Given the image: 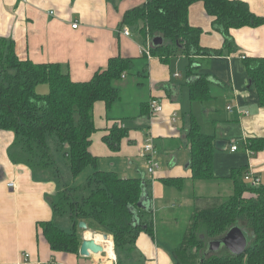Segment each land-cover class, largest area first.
Wrapping results in <instances>:
<instances>
[{"label":"crops","instance_id":"0c3cea01","mask_svg":"<svg viewBox=\"0 0 264 264\" xmlns=\"http://www.w3.org/2000/svg\"><path fill=\"white\" fill-rule=\"evenodd\" d=\"M241 1L248 3L253 13L264 17V0ZM145 2L119 0L116 6L110 0H0V40L13 41L20 60L35 64L58 63L68 70L74 82H88L105 69L112 58L142 61L140 58L149 40L134 28H122V21L127 11ZM189 22L203 31V47L223 48L224 38L213 30V18L202 2L191 6ZM75 24L78 25L76 29L73 28ZM126 29L130 31L129 36L123 34ZM230 32L237 51L229 55L224 53L222 58L205 59L199 70L200 74L214 80L210 101H190L186 78L188 60L180 54L168 64L150 58L147 79L138 75L136 80L129 82L126 75L122 84L116 83L122 103L123 92L129 89L135 92L144 85L141 82L147 80V90L143 94L147 100L139 103L140 119L124 121L120 119L121 114L114 113L115 106L108 112L104 102L95 104L96 132L90 150L99 159V169L115 172L122 179L141 178L148 182L144 197L150 213L144 221L152 226L153 235L141 232L133 250L121 255L120 264H176L172 250L177 246L166 243L161 235L163 230L174 231L169 218L171 212L180 202V209L187 214L186 237L193 213L232 196L234 184L229 178L234 171L245 168L242 175L253 172L260 177L264 188V145L257 151L246 147L248 139H264V107L260 105L243 63L245 57H264V25ZM167 84L170 85L168 89L164 87ZM152 99L162 104L163 112L155 116L150 112L141 114V104ZM191 115L200 124L202 133L215 136V142H225L222 149L215 147L216 180L211 182L191 180L187 139ZM114 126L127 129L129 133L118 151L111 150L103 141ZM148 137L154 139L161 164L153 175L148 174L142 155V146ZM13 141V133L0 130V264H118L110 234H107V241L111 245L104 247L103 253L90 257L51 250L41 223L53 219V203L62 188L59 177L65 174L67 184L71 183L66 186L79 185L92 170L74 180L69 162L61 152L64 160L56 161V170L36 174L28 166L11 161L9 153ZM234 144L238 145L235 152L231 150ZM166 177L186 180L185 189L180 192L182 199H177L173 190L160 182ZM10 183H14L15 188H10ZM86 224L87 230H78L82 241L90 239L89 232L106 234L98 226ZM61 227L68 232L73 229L69 219ZM98 243L106 246L101 241ZM26 254L30 255L28 259Z\"/></svg>","mask_w":264,"mask_h":264},{"label":"trees","instance_id":"16d2710c","mask_svg":"<svg viewBox=\"0 0 264 264\" xmlns=\"http://www.w3.org/2000/svg\"><path fill=\"white\" fill-rule=\"evenodd\" d=\"M110 1L117 6L119 0ZM198 2L204 4L207 14L213 18V30L224 38L220 50L203 47V31L190 25V8ZM263 25L264 17L253 13L249 4L241 0H146L142 6L127 11L122 21V28H135L151 42L152 58L164 64L180 54L187 58L189 98L198 103L212 99L211 85L214 83L209 75L199 73L203 60L222 58L224 53L229 55L237 51L232 29ZM156 37L164 39L163 45H152ZM140 60L115 57L90 81L74 82L61 64L20 60L15 43L0 40V130L14 135L9 153L11 161L28 166L36 174L56 170L54 152L49 145V139L55 138L58 149H63V156L69 162L74 180L92 170L83 184L65 186L59 191L53 203V219L41 223L43 236L54 252L79 255L80 222H89L113 236L118 264L122 254L133 250L141 232L153 235L152 226L144 221L150 211L139 208L148 182L141 178L122 179L115 172L101 171L99 159L90 150L96 132L95 104L104 102L111 112L121 100L116 83L124 74L130 75L136 65L140 68L137 76L147 79L149 58L143 54ZM243 63L260 105L264 107V57H245ZM41 85L48 86V94L37 93ZM169 86L164 87L168 89ZM149 110V103L141 104V114L146 115ZM128 134L127 129L114 126L103 141L111 150L118 151ZM187 139L191 180H216L213 168L215 136L202 133L193 115ZM262 145L264 139L246 142L250 151H257ZM65 146L68 148L64 150ZM244 171L245 168L234 171L229 178L234 184L232 196L191 215L188 234L172 250L176 264H264V188L248 187L243 181ZM160 182L179 192L186 186V180L179 177L161 178ZM64 216L73 225L70 232L60 225ZM235 226L252 237V245L249 244L245 254L233 256L224 250L225 255L206 256L208 242L224 237Z\"/></svg>","mask_w":264,"mask_h":264},{"label":"rangeland","instance_id":"374dc122","mask_svg":"<svg viewBox=\"0 0 264 264\" xmlns=\"http://www.w3.org/2000/svg\"><path fill=\"white\" fill-rule=\"evenodd\" d=\"M135 29V28H134ZM152 48V47H151ZM182 65V63L180 64ZM180 65H177L178 67ZM140 68H138V65H136L135 69L133 70V72L130 73V75H128L127 81H131V80H136L137 77V71ZM181 72H184V68L181 66L180 67ZM183 74V73H182ZM123 79V78H122ZM121 84L124 82V80L119 81ZM144 85H141L139 90H136L135 92H132V89H129L125 92H123V102L122 103H117L115 105V111L114 113H119L121 114L120 119L122 120H137L141 118V115L139 113V103L146 101L147 98L143 96V94H145L146 90H147V85L148 82L147 80L144 82H141ZM49 88L47 85H41L38 87L37 89V93L40 95H46L48 94ZM113 114V113H112ZM49 145L52 148L53 152H54V157L56 161H60L61 159H63L62 156V150L60 151L58 149V144L57 141L55 140V138H50L49 139ZM66 147V146H65ZM68 147H66L65 149H67ZM70 180H72V178H70ZM68 180L67 177L65 176V174H61V180L60 183H62V188L65 187L66 185H70L67 184ZM61 188V189H62ZM171 190H173V192L176 194L177 199H182V195L179 191H177L174 188H171ZM147 202V201H146ZM180 206V202L178 203V205L175 207V209L171 212L170 214V221H172L171 226L174 228V231L171 229H167V230H163L161 235L162 237L166 240V243H168L171 246H178L179 244L182 243L184 237H185V232H186V219H187V214H185L181 209ZM66 221H68V217L64 216L61 219V226L62 224H64ZM78 230H80L79 226H78ZM249 239V244L252 245V237L248 236ZM174 249V247H173ZM226 252L224 250H222L220 253H218V255H225Z\"/></svg>","mask_w":264,"mask_h":264},{"label":"water","instance_id":"95a60500","mask_svg":"<svg viewBox=\"0 0 264 264\" xmlns=\"http://www.w3.org/2000/svg\"><path fill=\"white\" fill-rule=\"evenodd\" d=\"M164 39L162 37H156L152 41L154 47H159L163 45ZM225 142L218 140L215 142V147L217 149H222ZM146 198L143 197L142 201L139 203V208L148 211L149 209L145 205ZM137 214V213H136ZM140 220L137 217V225H139ZM79 228L87 230V224L85 222L79 223ZM104 240H108L109 235L102 234ZM249 246L248 234L245 233L239 226L232 227L224 237L219 239H214L208 242V247L205 250V255L218 254L222 250H227L233 256H240L245 254ZM103 245L97 243L94 239H84L80 247V255L83 257H90L92 254L97 255L103 253Z\"/></svg>","mask_w":264,"mask_h":264},{"label":"built area","instance_id":"2783aa9c","mask_svg":"<svg viewBox=\"0 0 264 264\" xmlns=\"http://www.w3.org/2000/svg\"><path fill=\"white\" fill-rule=\"evenodd\" d=\"M52 15H54V12H51ZM78 27L77 24L73 25V28L76 29ZM124 35L129 36L130 31L128 29L124 30ZM143 54H145L149 59L152 58L151 56V42L148 43V45L144 48ZM126 74H124L122 77L125 78ZM149 111L151 116L158 115L163 112L164 107L158 100L152 99L149 102ZM248 114V113H246ZM232 151L238 150V145L234 144L231 148ZM142 155L146 160L147 163V172L150 175H153L160 167V161H159V151L154 143V139L152 137H148V139L144 142L142 146ZM243 181L248 184L252 189H259L262 186V180L259 176L254 174L251 171L245 172L243 175ZM10 188H15L14 183L9 184ZM30 255L26 254V258L28 259ZM94 264H102V262H96Z\"/></svg>","mask_w":264,"mask_h":264},{"label":"bare ground","instance_id":"6f19581e","mask_svg":"<svg viewBox=\"0 0 264 264\" xmlns=\"http://www.w3.org/2000/svg\"><path fill=\"white\" fill-rule=\"evenodd\" d=\"M87 236L90 238V239H96L98 242L99 241H101L104 245H106V246H103V247H107V245H111V242L110 241H107V240H104V238H103V235L102 234H98V233H94V232H89L88 234H87ZM109 239V238H108ZM111 239V238H110ZM89 240V239H88ZM95 240V241H96ZM96 241V242H97ZM97 242V243H98ZM109 251V250H108Z\"/></svg>","mask_w":264,"mask_h":264}]
</instances>
